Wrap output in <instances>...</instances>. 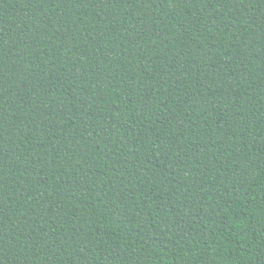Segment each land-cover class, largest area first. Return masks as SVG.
<instances>
[{
    "label": "trees",
    "instance_id": "obj_1",
    "mask_svg": "<svg viewBox=\"0 0 264 264\" xmlns=\"http://www.w3.org/2000/svg\"><path fill=\"white\" fill-rule=\"evenodd\" d=\"M0 264H264V0H0Z\"/></svg>",
    "mask_w": 264,
    "mask_h": 264
}]
</instances>
